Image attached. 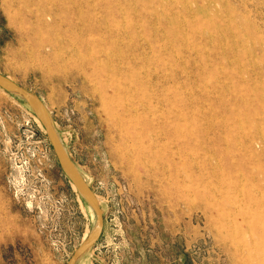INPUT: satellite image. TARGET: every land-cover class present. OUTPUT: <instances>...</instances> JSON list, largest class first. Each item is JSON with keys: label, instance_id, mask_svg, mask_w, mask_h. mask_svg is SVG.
I'll list each match as a JSON object with an SVG mask.
<instances>
[{"label": "rangeland", "instance_id": "rangeland-1", "mask_svg": "<svg viewBox=\"0 0 264 264\" xmlns=\"http://www.w3.org/2000/svg\"><path fill=\"white\" fill-rule=\"evenodd\" d=\"M16 1L0 0V75L43 102L104 216L76 264H264V0H79L83 19ZM137 81L165 88L157 115L113 98ZM96 225L0 88V264H68Z\"/></svg>", "mask_w": 264, "mask_h": 264}, {"label": "water", "instance_id": "water-1", "mask_svg": "<svg viewBox=\"0 0 264 264\" xmlns=\"http://www.w3.org/2000/svg\"><path fill=\"white\" fill-rule=\"evenodd\" d=\"M0 88L7 92L17 94L27 100L34 114L41 122L46 131L61 170L69 179V181L76 187L83 199L89 204V206L95 213L97 219L96 227L87 238V240L82 243L81 246L76 250V252L68 262V264H76L78 259L87 251H89L102 236L104 229V216L99 201L97 200L96 195L86 183L85 179L81 176L75 165L68 158L43 102L31 92L21 88L20 86L2 77L1 75Z\"/></svg>", "mask_w": 264, "mask_h": 264}, {"label": "bare ground", "instance_id": "bare-ground-1", "mask_svg": "<svg viewBox=\"0 0 264 264\" xmlns=\"http://www.w3.org/2000/svg\"><path fill=\"white\" fill-rule=\"evenodd\" d=\"M19 1V0H18ZM18 1H16V2H18ZM15 2V3H16ZM51 2L54 4V6H57L58 8H59V10L61 11V10H63V11H61V12H63V13H67V14H71V16L72 15H74V16H76V17H79L80 19H83L84 18V16H85V14L83 13V11H85L84 9H82V3H81V1H79V0H65V1H61V0H51ZM20 4H21V2H20ZM19 5V4H18ZM20 6V5H19ZM61 6V7H60ZM85 6V5H84ZM91 7V6H90ZM96 7V6H95ZM87 8V7H86ZM94 8V7H93ZM182 9V8H181ZM87 11H89V10H87ZM86 11V12H87ZM90 11H91V9H90ZM85 12V13H86ZM93 12H95V11H93ZM92 13V12H91ZM90 13V14H91ZM66 14V15H67ZM86 14H88V13H86ZM90 14H88L90 17H92ZM95 15V14H94ZM93 15V16H94ZM74 16H73V19H71V20H73V21H75V20H77V19H74ZM87 16V15H86ZM85 16V17H86ZM94 17H96V16H94ZM64 18V17H63ZM79 18H78V20H79ZM189 18V17H188ZM86 19V18H85ZM84 19V20H85ZM94 19V18H93ZM71 20H69V21H71ZM83 20V21H84ZM69 21H68V23H69ZM216 21V20H215ZM78 22V21H77ZM88 22V21H87ZM62 23V22H61ZM85 24H86V20H85V22H84ZM84 23H82V21H81V24L83 25ZM55 24V23H54ZM77 24V23H76ZM61 25V24H60ZM62 25H64L63 23H62ZM70 25H72L73 26V24H70ZM86 25H88V24H86ZM91 25V24H90ZM89 25V26H90ZM78 26H79V24H78ZM83 27H84V25H83ZM93 27V26H92ZM63 28V27H62ZM78 28H80V27H78ZM168 28V27H167ZM82 29V28H81ZM80 29V30H81ZM90 29V28H89ZM88 29V30H89ZM79 30V31H80ZM91 30V29H90ZM76 31V30H75ZM75 31H73L74 33H75ZM82 31H87V28L86 27H84L83 29H82ZM81 32V31H80ZM85 33V32H84ZM94 33V32H93ZM96 33V32H95ZM80 34V33H79ZM86 36V35H85ZM84 36V37H85ZM92 36V35H91ZM88 37V36H87ZM86 37V38H87ZM25 38V37H24ZM26 39V38H25ZM27 39H30V38H27ZM83 38L81 37V39L80 40H82ZM29 41V40H28ZM56 41L57 40H55L54 42L56 43ZM85 41V40H84ZM50 42H53V40L52 41H50ZM53 42V43H54ZM70 42V40H68V43ZM78 42V41H77ZM81 42V41H80ZM80 42H78L79 44H80ZM86 42V41H85ZM94 42V41H93ZM58 43H59V41H58ZM58 43H57V45H58ZM62 43V42H61ZM64 43V42H63ZM75 44H77V43H75ZM82 44V43H81ZM80 44V45H81ZM84 44V43H83ZM87 44V43H86ZM92 44H94V43H92ZM91 44V45H92ZM103 44V43H102ZM168 44V43H167ZM50 45H51V43H50ZM54 45V47H56L55 46V44H53ZM72 45V44H71ZM74 45V44H73ZM96 46V45H95ZM101 46V45H100ZM52 47V46H51ZM74 47V46H73ZM82 47V46H81ZM87 47L89 48V47H91V46H89L88 44H87ZM96 47H99V45H97ZM58 48V47H57ZM69 48V47H68ZM87 48V49H88ZM78 49V48H77ZM89 49H91V48H89ZM162 50V49H161ZM79 51V50H78ZM100 51V50H99ZM69 52V51H68ZM83 52V51H82ZM163 52V51H162ZM71 53H73V52H71ZM79 54V53H78ZM110 54V53H109ZM73 55V54H72ZM60 56H62V55H60ZM75 56V55H74ZM77 57V56H76ZM79 57V56H78ZM62 58H63V56H62ZM79 58H81V57H79ZM64 59V58H63ZM66 59V58H65ZM94 60H96V58L94 59ZM97 60H98V58H97ZM63 61V60H62ZM227 61V60H226ZM88 62H91L90 60L88 61ZM96 62V61H95ZM98 62H100V61H98ZM92 63V62H91ZM97 63V62H96ZM106 63V62H105ZM98 64V66H100L101 64H99V63H97ZM109 64V63H108ZM170 64V63H169ZM95 66H96V64H94ZM106 65H107V63H106ZM97 66V67H98ZM108 66H110V65H108ZM102 67V66H101ZM111 67V66H110ZM95 69H97V70H99L98 68H96V67H94ZM105 69V68H104ZM112 69V68H111ZM105 71V70H104ZM108 71V70H107ZM154 71H155V69H154ZM99 72H102V71H99ZM109 72V71H108ZM113 72V71H112ZM161 72V71H160ZM157 74H158V72H157ZM96 75H97V73H96ZM99 75V74H98ZM154 75V74H153ZM150 76V75H149ZM152 76V75H151ZM160 76V75H159ZM102 77V76H101ZM154 77V76H153ZM155 77H156V75H155ZM160 78V77H159ZM158 78V79H159ZM165 78V77H164ZM166 78H167V76H166ZM150 79V78H149ZM155 79V78H154ZM161 79V78H160ZM145 80V79H144ZM153 80V79H152ZM157 80V79H156ZM158 82H159V80H158ZM163 82V81H162ZM117 84V83H116ZM149 85V87H145L144 88V86H146V85ZM146 85L144 84V83H142V82H139V81H137V82H130V84H129V86H128V88H127V90L126 89H124V88H122V87H120V86H116V85H113V83H112V85H113V90H117L118 91V93H117V95H115V96H113V98L115 99H118V100H123V98H122V96H126V95H129V94H131L133 91H138L140 94L138 95L139 97H143L144 98V102H142V104L141 105H136V102L135 103H133V104H130L129 106H128V108H127V110H128V112L130 113V114H133V115H138L139 113H141V112H145V113H153L154 115H157L158 114V108H160V107H158V105H161V104H163V105H167V102H168V100L163 96V91H165V88H163V90H161V88H160V86L158 85V83H153V82H149V83H147ZM100 85V84H99ZM112 85H110V86H112ZM103 87V86H102ZM100 88V87H99ZM106 88H108V86L106 87L105 86V89ZM110 88V87H109ZM102 89V88H101ZM104 89V88H103ZM167 89V88H166ZM176 90V89H175ZM177 91V90H176ZM102 93L104 92H107V91H101ZM174 93V92H173ZM107 95H108V93H107ZM107 95L104 97L103 95V99L105 100V101H107V99H109V97H107ZM109 96V95H108ZM135 97H136V95H134V99H135ZM137 98V97H136ZM171 98V97H170ZM111 99V98H110ZM110 99H109V101H110ZM107 102L108 104L110 103V102ZM156 102V104H157V106L156 107H153ZM176 105H177V103H176ZM181 107V106H180ZM172 108V107H171ZM175 108H177V106H175ZM174 109V108H173ZM178 109V108H177ZM175 111H177V110H175ZM175 111H174V113H175ZM135 113V114H134ZM164 113L165 112H163V116H164ZM181 113V112H180ZM176 115V114H175ZM183 115V114H182ZM161 118H162V116H160ZM160 118V119H161ZM164 119V118H163ZM165 120V119H164ZM163 122V121H162ZM170 129L171 130H173V128H171L170 127ZM174 130H175V132L176 133H181L182 132V129H181V125L179 124V122H177V123H175V126H174ZM244 134V133H243ZM262 140V139H261ZM264 140V139H263ZM258 142H260V141H258ZM252 144V143H251ZM255 145V144H254ZM260 145V144H259Z\"/></svg>", "mask_w": 264, "mask_h": 264}, {"label": "clouds", "instance_id": "clouds-1", "mask_svg": "<svg viewBox=\"0 0 264 264\" xmlns=\"http://www.w3.org/2000/svg\"><path fill=\"white\" fill-rule=\"evenodd\" d=\"M42 261H43V255L41 254L38 260V264H42Z\"/></svg>", "mask_w": 264, "mask_h": 264}]
</instances>
